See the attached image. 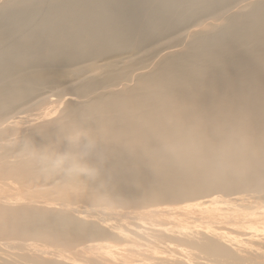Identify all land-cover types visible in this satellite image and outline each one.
<instances>
[{
  "label": "bare ground",
  "instance_id": "6f19581e",
  "mask_svg": "<svg viewBox=\"0 0 264 264\" xmlns=\"http://www.w3.org/2000/svg\"><path fill=\"white\" fill-rule=\"evenodd\" d=\"M0 264H264V0H0Z\"/></svg>",
  "mask_w": 264,
  "mask_h": 264
}]
</instances>
